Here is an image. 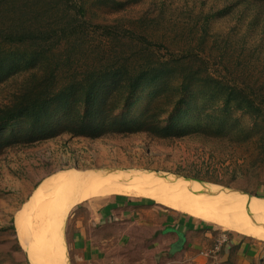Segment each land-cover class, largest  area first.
I'll return each mask as SVG.
<instances>
[{
    "label": "rangeland",
    "instance_id": "rangeland-1",
    "mask_svg": "<svg viewBox=\"0 0 264 264\" xmlns=\"http://www.w3.org/2000/svg\"><path fill=\"white\" fill-rule=\"evenodd\" d=\"M29 1L40 15L59 17L57 29L68 28L62 36L70 40L57 46L44 29L40 70L34 42L0 41V112L11 119L0 125V264H33L15 217L58 174L115 172L127 181L148 173L197 179L208 193L264 197V0ZM0 9V28L27 14L24 3L14 15L4 1ZM64 87L38 114L23 98ZM71 187L61 236L67 263L87 264L76 257L70 214L97 194L81 197ZM152 264L228 263L192 251Z\"/></svg>",
    "mask_w": 264,
    "mask_h": 264
},
{
    "label": "crops",
    "instance_id": "crops-1",
    "mask_svg": "<svg viewBox=\"0 0 264 264\" xmlns=\"http://www.w3.org/2000/svg\"><path fill=\"white\" fill-rule=\"evenodd\" d=\"M104 198L78 202L70 214L76 257L87 264H152L192 251L228 264H264V240L252 235L210 226L214 222L160 200ZM85 207L88 213L76 217Z\"/></svg>",
    "mask_w": 264,
    "mask_h": 264
},
{
    "label": "bare ground",
    "instance_id": "bare-ground-1",
    "mask_svg": "<svg viewBox=\"0 0 264 264\" xmlns=\"http://www.w3.org/2000/svg\"><path fill=\"white\" fill-rule=\"evenodd\" d=\"M123 179L115 172L105 175L92 172L72 177L58 174L41 184L15 217L18 237L33 264H69L61 236L62 209L68 204L64 198L68 194L66 185L81 188V197H86L89 192L97 194L93 197L98 198L138 193L264 240V197H250L229 190L204 192V184L197 179L168 182L148 173L127 181Z\"/></svg>",
    "mask_w": 264,
    "mask_h": 264
},
{
    "label": "trees",
    "instance_id": "trees-1",
    "mask_svg": "<svg viewBox=\"0 0 264 264\" xmlns=\"http://www.w3.org/2000/svg\"><path fill=\"white\" fill-rule=\"evenodd\" d=\"M3 1H4V6L6 10L10 12L12 15L16 13V7H18V4L24 3V5L27 7V10H26L27 14L23 16L21 19H20V15H22L23 13L22 11L18 12L19 14L18 18H15L14 16H12L13 23L6 28L4 27L0 28V41L3 43L4 46H6L4 42L10 38H13L12 43L16 44L17 46L22 45L24 42H28V44L30 42H34L35 46H38V47L35 49L36 52H33L31 55L36 58L35 61L37 63V69L40 70L41 68L44 67V55L46 52V50L41 49V46H46L45 43H42L41 41L42 35L43 34L47 35L44 29L48 28L49 30H51V35H50L51 40L52 39L54 40L56 38L60 39L57 45L59 46L63 41L67 42L70 40L62 36V35H66L68 28H66L64 32L59 33L57 29V26L60 25L57 23V20L59 19V17L45 16L43 11H42L43 12L42 15H40L39 12H37V5L36 6L32 5L33 1L0 0V3H2ZM12 1H14L15 3ZM41 2H43V4H41ZM50 3H52V1L49 0V1H38L37 4L42 5L41 7H43ZM62 6L63 5H61L60 7ZM0 12H5V11L3 9H0ZM51 18L54 20L55 24L51 21ZM60 19L66 20L67 24H64V25H67L69 27L76 24V20H73V19L71 20H68L65 18H60ZM18 43H21V44H18ZM28 44L26 46H28ZM0 57H1V54H0ZM50 73L52 72L51 71L47 72V75H49ZM74 87L75 85H72L70 86L69 89H73ZM63 89H65V87L62 88L59 92H51L48 90L44 91L43 97L45 98H43L42 100H37V101L28 100L27 94H24L23 98H24V101L29 104V109H33V114H35V111L38 114L41 111L48 110L47 102H51L52 100L51 96H56L58 99H62V96L60 95V93L64 91ZM54 91H57V90H54ZM37 97H39V95L36 96L35 98ZM5 114L6 113L4 112H0V125H2L5 121H11L10 118L1 117Z\"/></svg>",
    "mask_w": 264,
    "mask_h": 264
},
{
    "label": "water",
    "instance_id": "water-1",
    "mask_svg": "<svg viewBox=\"0 0 264 264\" xmlns=\"http://www.w3.org/2000/svg\"><path fill=\"white\" fill-rule=\"evenodd\" d=\"M244 194H248V193H244ZM250 195V197H256V196H253V195H251V194H249Z\"/></svg>",
    "mask_w": 264,
    "mask_h": 264
},
{
    "label": "built area",
    "instance_id": "built-area-1",
    "mask_svg": "<svg viewBox=\"0 0 264 264\" xmlns=\"http://www.w3.org/2000/svg\"><path fill=\"white\" fill-rule=\"evenodd\" d=\"M110 264H114V263H110Z\"/></svg>",
    "mask_w": 264,
    "mask_h": 264
}]
</instances>
